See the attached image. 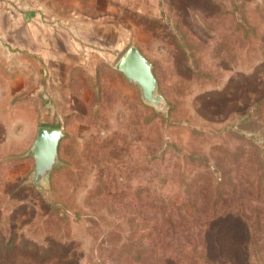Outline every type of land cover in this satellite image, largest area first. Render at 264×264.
Segmentation results:
<instances>
[{
  "label": "rangeland",
  "instance_id": "obj_1",
  "mask_svg": "<svg viewBox=\"0 0 264 264\" xmlns=\"http://www.w3.org/2000/svg\"><path fill=\"white\" fill-rule=\"evenodd\" d=\"M103 1L55 92L0 54V264H264V0ZM129 47L159 105L115 69ZM40 126L63 137L36 188Z\"/></svg>",
  "mask_w": 264,
  "mask_h": 264
},
{
  "label": "crops",
  "instance_id": "obj_2",
  "mask_svg": "<svg viewBox=\"0 0 264 264\" xmlns=\"http://www.w3.org/2000/svg\"><path fill=\"white\" fill-rule=\"evenodd\" d=\"M95 3L104 1L0 0V54L6 63L18 60L22 67L36 69L38 80L29 96L55 92V80L48 83L46 71L54 76L71 61L79 68L86 64L87 47L77 39L99 36L103 18L91 15Z\"/></svg>",
  "mask_w": 264,
  "mask_h": 264
},
{
  "label": "water",
  "instance_id": "obj_3",
  "mask_svg": "<svg viewBox=\"0 0 264 264\" xmlns=\"http://www.w3.org/2000/svg\"><path fill=\"white\" fill-rule=\"evenodd\" d=\"M115 69L129 82L138 86L143 102L150 105L163 102L162 97L156 94V80L151 65L137 48L129 47L118 60ZM62 137L63 132L59 128H37L35 139L26 154L34 160L31 183L36 188H41L50 173L58 167L57 151Z\"/></svg>",
  "mask_w": 264,
  "mask_h": 264
}]
</instances>
